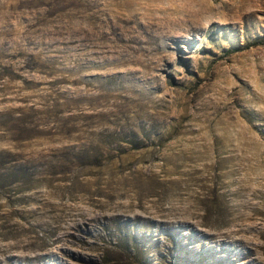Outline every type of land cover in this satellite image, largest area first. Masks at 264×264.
Wrapping results in <instances>:
<instances>
[{"label":"rangeland","instance_id":"obj_1","mask_svg":"<svg viewBox=\"0 0 264 264\" xmlns=\"http://www.w3.org/2000/svg\"><path fill=\"white\" fill-rule=\"evenodd\" d=\"M0 264H264V0H0Z\"/></svg>","mask_w":264,"mask_h":264},{"label":"bare ground","instance_id":"obj_2","mask_svg":"<svg viewBox=\"0 0 264 264\" xmlns=\"http://www.w3.org/2000/svg\"><path fill=\"white\" fill-rule=\"evenodd\" d=\"M235 231H236V229H235Z\"/></svg>","mask_w":264,"mask_h":264},{"label":"trees","instance_id":"obj_3","mask_svg":"<svg viewBox=\"0 0 264 264\" xmlns=\"http://www.w3.org/2000/svg\"><path fill=\"white\" fill-rule=\"evenodd\" d=\"M125 248V247H124Z\"/></svg>","mask_w":264,"mask_h":264}]
</instances>
